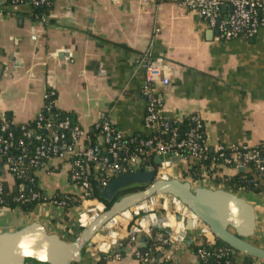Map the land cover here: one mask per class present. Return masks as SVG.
<instances>
[{
  "label": "crops",
  "instance_id": "1",
  "mask_svg": "<svg viewBox=\"0 0 264 264\" xmlns=\"http://www.w3.org/2000/svg\"><path fill=\"white\" fill-rule=\"evenodd\" d=\"M7 9L10 12L0 13V117L8 116L15 124L33 121L50 89L55 108L71 112L87 131L104 115L122 138L145 135L149 132L143 126L145 71L140 57L150 52L163 56L168 65V84L160 88L163 116L198 115L210 149L264 142V28L248 38L222 40L215 28L177 0H52L44 21L24 14L27 3ZM229 10L221 8L219 18ZM69 168L67 161L50 159L35 170L45 197L57 191L78 194L69 181ZM184 170L182 159L166 158L157 177L190 180ZM236 172L221 167L208 176L204 171L197 182L232 190L253 203L258 235L253 243L264 248V192L230 188L224 177ZM1 176L8 191L16 190L6 171ZM79 209L53 202L38 203L29 212L0 206V231L38 222L69 241L78 232ZM154 214L156 225L160 215ZM197 236L204 239L199 230L186 231L165 255L174 264H199L190 247ZM77 264L94 263L84 252ZM111 264L138 263L127 247Z\"/></svg>",
  "mask_w": 264,
  "mask_h": 264
},
{
  "label": "built area",
  "instance_id": "2",
  "mask_svg": "<svg viewBox=\"0 0 264 264\" xmlns=\"http://www.w3.org/2000/svg\"><path fill=\"white\" fill-rule=\"evenodd\" d=\"M48 3L46 0H31L34 5ZM177 3L184 9L196 13L207 24L215 28L218 32V37L222 40H230L232 38H248L253 36L258 29L264 28V0H177ZM3 2H0V5ZM223 7H228L230 10L222 17L219 11ZM1 13V12H0ZM45 15L39 17V20L44 21ZM219 19V22L217 20ZM141 65L145 71V86L143 95L146 98V109L143 117V126L146 131L151 132L160 128L164 132L169 122H177L182 119H187L190 123V128L187 130L185 137L178 141L177 148H183L187 151L188 157L179 158L176 149L172 144L163 143L162 140H153L151 138L141 139L134 142L132 137L127 138L128 142L136 144L133 151L129 152L128 145L124 142L126 138H122L119 133L115 132L104 117L99 115L98 119L92 126V129L98 131L99 139L110 142V146L106 149L104 155L100 154V150L96 144L88 145L85 143L87 138V130L81 128L77 123L71 124L69 119L65 118L57 123L45 122L41 124L43 112H50L53 108V102L48 101V92L43 96V102L34 120L37 127L50 129L52 133L48 135V139L36 135L38 144L34 148V154L30 159L32 165L40 163L41 158L59 159L67 161L70 165L68 178L69 181L78 188L77 195H71L70 200L78 202L79 211L77 212L75 225L78 232L92 222L100 213L103 212L106 205L104 202L91 196L87 188L86 175L90 171L89 164L95 172H101L105 177H115L117 175L140 171L144 165V157L146 153H155L159 156L160 165L156 162V167L152 168L156 171L163 167L166 158L182 159L183 163L187 160L198 159L202 157L208 146L201 141L199 129L203 126V121L196 114H186L182 117L169 119L163 116L161 108L163 106V96L160 92L161 87L168 84V65L163 56H153L150 52H145L140 57ZM0 130L6 129V124L3 116L0 117ZM154 125H157L155 128ZM67 131L69 136V144L63 145L64 133ZM24 134L28 135V132ZM174 135V134H173ZM6 139L0 138V153L6 152ZM241 152H234L237 148ZM218 158L221 159V167H226L237 170L246 168L245 162L251 161L257 164L256 173L260 179V191L264 192V157L259 155V151H264V142L255 146L233 145L225 150L217 145L213 147ZM226 151H231L226 153ZM18 161L21 157L17 158ZM9 170L17 176H21L23 171L18 167H11ZM170 178V177H169ZM110 181V180H109ZM101 180V189L109 182ZM238 190H243L242 188ZM3 195V178L0 175V204ZM157 197V196H156ZM163 200L169 199L172 201L175 208L165 212V216L171 217L172 226L159 228L163 233H153L155 223L158 220L157 216L153 217L154 213L150 211L154 208H143L139 203L108 220L100 230L89 240L84 252L89 260L94 264H111L119 261L124 248H129L131 255L138 264H167L171 259L165 251L157 260L156 254L167 244L182 241L184 233L189 230H199L204 237L202 243H207L209 246L215 245V238L211 235L208 228L200 222L194 215L190 213L184 206L177 202L174 198L164 195L160 196ZM150 199V198H149ZM146 200L142 203H145ZM96 203L99 206V211L94 214L89 210L90 203ZM61 207H64L65 202H53ZM157 205L155 208L162 209L164 206ZM148 208V209H147ZM150 209V210H149ZM149 210V211H148ZM158 211V210H157ZM149 212V213H148ZM88 219V220H87ZM160 220V219H159ZM87 221V224L85 223ZM177 228V233L174 230ZM114 230L115 235L110 234ZM145 236L151 240V244L146 247L143 242L141 246L140 237ZM225 252L222 248L216 249L214 253L209 252L204 246L198 247L194 252L198 261L206 260L211 257H220ZM248 258L249 264H264V261L256 258H250L243 254H237V262L240 263L243 259ZM223 264H229L225 261Z\"/></svg>",
  "mask_w": 264,
  "mask_h": 264
},
{
  "label": "water",
  "instance_id": "3",
  "mask_svg": "<svg viewBox=\"0 0 264 264\" xmlns=\"http://www.w3.org/2000/svg\"><path fill=\"white\" fill-rule=\"evenodd\" d=\"M219 22V19L217 20ZM137 187V190H133ZM22 186L19 187L21 189ZM170 196L190 211L211 235L228 245L232 254H243L264 261V248L253 243L256 211L253 203L232 190L209 188L176 177L159 178L152 168L115 176L99 192L105 207L92 222L71 240L49 233L38 222L18 230L0 231V264H73L80 261L89 240L115 215L152 196ZM141 246L146 237L141 236ZM165 245L155 260L168 250Z\"/></svg>",
  "mask_w": 264,
  "mask_h": 264
},
{
  "label": "trees",
  "instance_id": "4",
  "mask_svg": "<svg viewBox=\"0 0 264 264\" xmlns=\"http://www.w3.org/2000/svg\"><path fill=\"white\" fill-rule=\"evenodd\" d=\"M48 3H41L34 5L31 3V0H5L3 4L0 5L1 14L10 12L7 9L8 5L17 4V3H27L28 10L24 13L31 20H39V17L43 15H47L51 9L52 0H46ZM221 11V10H220ZM219 11V13H220ZM16 13V12H15ZM20 15V14H18ZM48 101L53 102V108L50 112H43V119L41 120V124L45 122L57 123L65 118L69 119L71 124L77 123L74 116L71 112L61 111L55 108L54 100L55 93H53L50 89L47 91ZM4 121L6 126L5 130H0V138L6 139V152L5 154L0 153V175L3 171H6L13 179L14 186L16 190L8 191L6 183L3 182V195L2 202L0 206H8L10 208H18L22 212L31 211L38 203L41 202H60L64 201V209H68L70 207L76 206L78 202H73L70 200L71 194L67 193H59L58 191L50 198L44 196L41 189L38 187L36 177L34 175L35 170L41 168L48 160L46 158H41V161L37 165H32L30 163V159L34 154V148L39 143L36 140L35 136L40 135L42 138L48 139V135L52 133L53 128L44 129L37 127L36 121H30L26 124H15L12 123L11 119L8 116H4ZM2 122L0 121V124ZM157 128V125H154ZM190 123L187 119H182L177 122H169L167 129L162 132L160 128L155 131H151L147 134H139L133 136L132 139L134 142H138L141 139L151 138L153 140L160 139L163 143L172 144V146L176 149V145L179 140L185 137L187 130L190 128ZM115 131V129L113 128ZM28 132V135L24 134ZM116 132V131H115ZM63 137V145L69 144V136L68 132L65 131ZM200 139L204 140V129L203 126L199 129ZM174 134V135H173ZM88 140L85 142L88 145L96 144L100 150V154L104 155L106 153V149L110 146V142L106 143L103 140L99 139L98 131L95 129H89L87 131ZM127 139V138H126ZM128 145L129 152L133 151L136 144L128 142V139L124 141ZM3 144H0L2 147ZM179 158H190L188 157V153L183 148L176 149ZM238 147L234 152H241ZM231 151H226V153H230ZM259 155L264 157V151H259ZM21 157V160L18 161L17 158ZM159 156L155 153H146L144 157V165L140 170H145L149 168H155L156 162ZM221 159L218 158L216 151L214 149H210L209 147L205 150L202 157L198 159L187 160L184 170V176L189 178L191 181L196 182L203 179V172L205 171L208 176L212 173H217L220 171ZM90 171L86 175L87 180V188L90 192L91 196L96 197L100 200L98 194L101 190L100 182L101 180H111L114 177H105L101 172H95L92 168V164H89ZM246 168L244 170H237V172L232 176L224 177V182L232 189L238 190L240 188L246 192L257 193L260 192V179L257 177L256 167L257 164L251 161L245 162ZM18 167V169L22 170L23 173L21 176H17L15 173L11 172L9 168ZM218 179H216L217 182ZM22 186L21 189L19 187ZM137 187H134L133 190H137ZM102 201V200H100ZM103 202V201H102ZM107 207L110 206L109 203L104 202ZM155 217V214H153ZM153 233H163L162 230L154 227L152 229ZM192 244L190 247L195 252L198 247L204 246L209 252L214 253L216 249L222 248L225 252L220 257H211L204 261L200 260L199 264H223L225 261H228L229 264H249V259L245 258L240 263L237 261V254H232V249L223 243L220 240L215 239V245L209 246L207 243H202L204 239L200 237H193ZM196 238V239H195ZM144 244L146 247L151 244V240L145 239ZM77 264V263H73ZM167 264H174L172 262H167Z\"/></svg>",
  "mask_w": 264,
  "mask_h": 264
},
{
  "label": "bare ground",
  "instance_id": "5",
  "mask_svg": "<svg viewBox=\"0 0 264 264\" xmlns=\"http://www.w3.org/2000/svg\"><path fill=\"white\" fill-rule=\"evenodd\" d=\"M149 201H147V202H145V203H141L140 205L143 207V208H146V207H150L151 206V204H154L153 206V208H155L157 205H158V203H157V198L156 197H154V196H152L150 199H148ZM152 200L154 201V202H152ZM151 201V202H150ZM88 207H89V210L90 211H93V213L94 214H96L98 211H99V206L96 204V203H90L89 205H88ZM148 209V208H147ZM171 217H169V216H165V215H160L159 216V219H160V221H163V223L165 224V222H166V224H165V227H170V226H172V224L173 223H171V219H170ZM88 220V219H87ZM85 223L87 224V221H85ZM112 232H114V230H111L110 231V234H112V235H115L114 233H112ZM174 232H176L177 233V228L174 230Z\"/></svg>",
  "mask_w": 264,
  "mask_h": 264
},
{
  "label": "rangeland",
  "instance_id": "6",
  "mask_svg": "<svg viewBox=\"0 0 264 264\" xmlns=\"http://www.w3.org/2000/svg\"><path fill=\"white\" fill-rule=\"evenodd\" d=\"M154 197H156V196H154ZM157 198V203H158V205H160V206H164V208H162V209H157V208H154V209H152L150 212L151 213H156V215H164V213L165 212H169L170 213V209H174L175 207L174 206H172L173 205V203H172V201L171 200H169V199H165V200H163V199H161V198H158V197H156ZM151 202V201H150ZM152 202H154L153 200H152ZM154 204H151V208H153L154 206H153ZM159 206V207H160ZM150 210V209H149ZM148 210V211H149ZM158 210V211H157ZM81 211V210H80ZM79 211V212H80ZM149 213V212H148ZM78 217V216H77ZM76 217V218H77ZM75 218V219H76ZM165 224H166V222H165ZM164 223H163V221H161V222H158L155 226H158V228H164V225H165Z\"/></svg>",
  "mask_w": 264,
  "mask_h": 264
}]
</instances>
